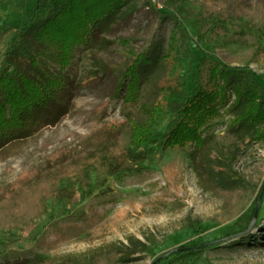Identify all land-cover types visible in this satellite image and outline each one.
Here are the masks:
<instances>
[{
	"label": "rangeland",
	"instance_id": "374dc122",
	"mask_svg": "<svg viewBox=\"0 0 264 264\" xmlns=\"http://www.w3.org/2000/svg\"><path fill=\"white\" fill-rule=\"evenodd\" d=\"M201 4L131 0L84 50L62 119L0 150V202L20 186L55 187L31 224L1 231L0 261L27 255L45 264H264V121L240 124L229 89L196 125L202 146L168 142L180 94L211 88L226 65L264 79V36L257 44L242 39L246 16L214 27L199 14ZM49 12L48 0H0V71L9 67L6 52L24 43L18 30ZM152 20L185 27V56L119 85ZM226 187L248 199L243 211L232 214Z\"/></svg>",
	"mask_w": 264,
	"mask_h": 264
},
{
	"label": "trees",
	"instance_id": "16d2710c",
	"mask_svg": "<svg viewBox=\"0 0 264 264\" xmlns=\"http://www.w3.org/2000/svg\"><path fill=\"white\" fill-rule=\"evenodd\" d=\"M130 1L48 0L50 12L47 16L18 30L24 43L20 48L6 52L9 67L0 71V150L62 119L76 90L84 50L100 41L102 32L110 28ZM199 14L214 27L231 16H246L247 33L242 39L257 44L264 36L263 3L202 0ZM160 17L165 19V15ZM157 23L152 20L147 26L142 37L144 41L133 61L119 72V85H125L127 78L136 84L148 77L163 59L185 56L191 40L185 27L180 22L160 20ZM218 74L214 84H219L221 78L224 80L220 94L214 85L208 89L199 88L196 93L179 95L180 101L175 107L179 121L168 134L169 143L195 140L202 146L205 139L197 132L196 125L216 112L218 100L222 102L229 89L236 95L233 107L240 124L252 127L264 121V79L252 70L238 66L226 65ZM50 184H43L38 189L20 186L10 190L7 200L0 202V233L7 227L31 224L44 211L45 200L55 189ZM224 189L227 201L232 202L229 209L233 215L248 206V199L234 197L237 190ZM0 264L45 263L23 255L2 260Z\"/></svg>",
	"mask_w": 264,
	"mask_h": 264
},
{
	"label": "water",
	"instance_id": "95a60500",
	"mask_svg": "<svg viewBox=\"0 0 264 264\" xmlns=\"http://www.w3.org/2000/svg\"><path fill=\"white\" fill-rule=\"evenodd\" d=\"M257 207H258V205H257ZM257 207H256V209H255V213H254V216L256 215V212H257Z\"/></svg>",
	"mask_w": 264,
	"mask_h": 264
}]
</instances>
